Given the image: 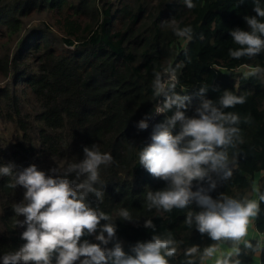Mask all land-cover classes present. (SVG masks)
Returning <instances> with one entry per match:
<instances>
[{
  "label": "trees",
  "instance_id": "trees-1",
  "mask_svg": "<svg viewBox=\"0 0 264 264\" xmlns=\"http://www.w3.org/2000/svg\"><path fill=\"white\" fill-rule=\"evenodd\" d=\"M196 7L188 9L184 0H0V28L15 33L21 19L32 12L56 11L62 16L63 43L72 51L58 52L50 46L45 33L30 35L20 46L17 57L27 51L43 50L37 72L26 76L24 83L40 105L38 118L27 121L20 109L21 100L12 92L0 89V104L7 109L31 141L30 129L36 127L34 137L45 153L62 157V166L84 158L83 148L93 144L102 152L110 153L114 163L101 170V183L105 196L100 210L110 215L117 225V239L123 250L131 249L137 242H147L154 235L171 231L177 241H182L181 252L170 264H181L183 249L198 245L209 246L213 241L200 234L195 227L184 224L188 209H174L170 213L147 208L146 192L160 191L167 182L153 177L139 164L138 153L145 145V133L155 131L174 112L157 115L146 130L137 127L145 114L152 113L156 97L152 89L154 72L171 65L182 64L179 83L175 91L189 95L191 102L186 115L192 116L200 100V86L207 85L206 98L218 101L225 90L237 95L247 94L244 104L225 111L238 113L243 143L230 148V156L238 155L237 167L228 181H218L210 195L217 199L221 194L234 198L248 195L252 185L264 193V77L234 73L241 67H264V53L239 60L229 56V49L238 47L231 31L239 28L248 31L245 16L256 15L254 0H193ZM264 3V0H261ZM71 12V15L67 12ZM89 22L82 24L78 17ZM172 19L179 27L191 26V40L174 34ZM203 35L204 39L200 37ZM6 61L0 60L7 70ZM183 89V92L181 90ZM160 101L163 97L158 98ZM251 117L244 123V117ZM37 124V125H36ZM179 125L174 129L176 135ZM34 139V141H35ZM1 153V151H0ZM74 178V177H70ZM13 183L0 178V191L7 197ZM207 187L206 183L193 182ZM253 185V186H254ZM88 202L97 207L96 198L89 195ZM0 219V256L18 250L24 228L16 227L13 205L6 200ZM120 208H128L136 222L119 219ZM192 211H200L193 204ZM24 217H22V220ZM152 219L155 231L144 227ZM106 221H101L103 226ZM255 228L264 234V202L254 220ZM82 238L99 243L95 236ZM253 244L256 241L250 240ZM227 245V244H226ZM229 246V245H228ZM113 247V243L108 245ZM253 255L241 256L242 264H252ZM264 264V255L260 256ZM79 264V262H77ZM199 264V261H197Z\"/></svg>",
  "mask_w": 264,
  "mask_h": 264
},
{
  "label": "clouds",
  "instance_id": "clouds-1",
  "mask_svg": "<svg viewBox=\"0 0 264 264\" xmlns=\"http://www.w3.org/2000/svg\"><path fill=\"white\" fill-rule=\"evenodd\" d=\"M188 9L196 7L193 0H184ZM256 15L245 16L249 30L239 28L230 35L238 47L229 49V56L239 60L249 59L264 53V3L254 0ZM174 34L177 37L192 39V27H179L172 19ZM204 39L203 35L200 37ZM171 65L162 71L154 72L152 89L157 98L152 113L138 122L140 130L148 128L153 114L167 116L157 125L151 136V144L139 150V164L153 177L167 182L163 190L146 192L147 208L151 211L172 212L185 210L184 224L207 235L213 243L201 248L193 245L183 249L184 260L181 264H205L214 258V264H242L240 257L264 255V240L253 244L245 239L254 220L261 212L264 193L258 189V199L244 195L240 198L221 194L217 199L210 195L218 187V181H228L237 167L238 155L229 154L238 143H243L239 125L242 118L238 113L225 111L246 102L247 94L237 95L225 90L218 101L206 98L208 86H200L197 96L199 104L192 116L186 115L191 102L189 95L178 94L175 89L179 83V69ZM253 77H264V67L251 68L248 73ZM183 92V89L181 90ZM163 97L160 101L158 98ZM244 123H250L251 117H244ZM179 125L180 131L174 135ZM84 158L78 162H68L66 166L50 169L51 175L31 165L21 171H14L15 165L0 166V176H11L14 183L9 187H23L24 199L14 204L17 217L15 224L24 228L21 239L25 243L18 250H11L0 256V264H170L181 252L182 241H177L171 231L154 235L150 241L137 242L131 249L133 254L123 250L118 241L117 225L112 217L100 210L105 193L101 183V170L114 163L110 153L102 152L100 146L93 144L83 148ZM74 177V178H70ZM207 184V187L194 183ZM97 201V207L88 202L89 195ZM195 204L200 211H192ZM119 219L136 222L131 210L120 208ZM101 221H106L101 226ZM144 227L155 231L152 219H147ZM99 230L95 239L99 243H90L82 238L92 236ZM113 243V247L108 245ZM229 245L225 251L222 245Z\"/></svg>",
  "mask_w": 264,
  "mask_h": 264
},
{
  "label": "rangeland",
  "instance_id": "rangeland-1",
  "mask_svg": "<svg viewBox=\"0 0 264 264\" xmlns=\"http://www.w3.org/2000/svg\"><path fill=\"white\" fill-rule=\"evenodd\" d=\"M5 3H10L11 0H3ZM71 15V12H67ZM62 16L56 11L45 10L41 12H32L28 16L21 19L19 28L15 33H10L5 28H0V60L6 61L7 70L2 69L0 66V89L9 90L16 97L21 100L20 109L24 118L27 121H34L38 118L40 105L27 88L24 83L26 76L33 75L37 72V65L40 64L43 50L38 52L27 51L21 58L17 57L18 49L21 44L30 35H39L45 33L50 46L56 49L58 52L72 51L63 43L62 33ZM78 21L82 24H86L89 21L80 16ZM251 68L241 67L234 71V73H243L248 75ZM23 73L27 74L26 76ZM7 109L0 104V166H7L9 164L15 165L14 171L18 172L31 165H36L37 169L44 171L47 175H51L50 169L56 166H62V157L59 155H50L44 152L39 143L34 137L35 126L30 129L32 132L31 143L24 139L25 134L19 128L16 123V117L14 120L9 118ZM36 123V122H35ZM37 125V124H36ZM152 133H145L143 141L145 145L151 144ZM35 139V141H34ZM3 176H0V178ZM10 179L14 183V178L11 176H4ZM260 178H264V172L260 175ZM254 185V184H253ZM252 185V188L248 194L251 198V194L256 196V188ZM25 189L21 186L13 188L9 197L5 196L0 191V219L4 213V203L8 200L13 206L19 204L24 199ZM12 206V207H13ZM15 217L22 220L21 217Z\"/></svg>",
  "mask_w": 264,
  "mask_h": 264
},
{
  "label": "crops",
  "instance_id": "crops-1",
  "mask_svg": "<svg viewBox=\"0 0 264 264\" xmlns=\"http://www.w3.org/2000/svg\"><path fill=\"white\" fill-rule=\"evenodd\" d=\"M255 186V185H254ZM256 190H257V187L255 186ZM250 197V196H249ZM251 198H254V199H258V196L256 194V196L254 197L253 196V193L251 194ZM247 240H253V241H257V240H264V234L263 233H259L256 228H255V224H254V227L250 228L249 230V235L245 238ZM228 245H222L221 246V250L222 251H225L228 249ZM252 264H261V261H260V256H255L253 255L252 257ZM205 264H214V258L211 259V260H208L205 262Z\"/></svg>",
  "mask_w": 264,
  "mask_h": 264
},
{
  "label": "built area",
  "instance_id": "built-area-1",
  "mask_svg": "<svg viewBox=\"0 0 264 264\" xmlns=\"http://www.w3.org/2000/svg\"><path fill=\"white\" fill-rule=\"evenodd\" d=\"M157 115L153 114V118L148 121V125H151Z\"/></svg>",
  "mask_w": 264,
  "mask_h": 264
}]
</instances>
